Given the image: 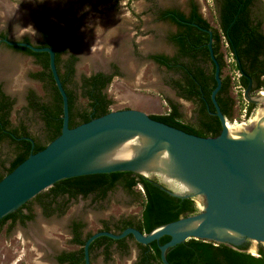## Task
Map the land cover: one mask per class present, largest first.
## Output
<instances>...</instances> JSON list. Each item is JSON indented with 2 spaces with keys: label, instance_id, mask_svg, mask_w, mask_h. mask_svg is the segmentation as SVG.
I'll use <instances>...</instances> for the list:
<instances>
[{
  "label": "trees",
  "instance_id": "obj_1",
  "mask_svg": "<svg viewBox=\"0 0 264 264\" xmlns=\"http://www.w3.org/2000/svg\"><path fill=\"white\" fill-rule=\"evenodd\" d=\"M110 1V0H104ZM242 0H229L226 5L223 22L218 27L211 24L194 4L189 13L176 9H166L159 12L160 18L171 20L178 26V31L172 35L171 40L176 44L178 52L174 56L165 54H153L150 56L155 62L175 70L180 74L172 86L177 93L199 104L202 115L198 126L182 121V113L179 105L169 100L170 111L165 114H150L152 117L167 124L179 127L188 132L202 136H218L222 131L220 118L217 116L216 107L212 101L213 90L217 86L215 77V63L213 62L208 43L210 34L190 22H196L204 28L213 30V46L217 59L221 65L223 85L217 94L218 103L227 118L234 120L236 102L244 99L243 95L235 98L232 95L234 81L232 75L225 74L226 59L222 50V33L229 43L228 51L234 53L236 63L233 69H239L250 75L254 81V90L264 87V33L259 25H254L248 18L247 4L241 8ZM241 8V9H240ZM237 17V18H236ZM41 31L45 35L47 46H52L56 52V65L69 97L70 126L75 127L93 118L100 117L112 111V99L106 92L117 73L106 75L103 72L83 75L77 81L76 63L79 58L69 53L74 46L75 39L69 34L57 36L48 26L41 25ZM26 42H30L25 38ZM44 47L43 45H39ZM12 48L24 51L33 56L41 65V70L34 73L35 78L40 79L50 87L51 100L45 101L35 90H30L27 99L30 108L35 110L44 121L47 131V142H42L33 137L23 124L16 126L11 133L5 129L11 125L10 113L14 100L0 89V143L6 139L16 147V152L9 164L2 161L0 168V181L33 152L44 149L51 141L58 137L63 127V98L54 79L50 54L46 51H33L25 46L14 45ZM241 82L246 88L248 79L243 75ZM86 101L82 103L81 99ZM255 104L250 103V115ZM33 138L34 142L30 139ZM123 187L127 192L138 191L143 200V209L138 219L122 218L116 221V227L122 232L127 227L133 226L145 233L152 232L155 228L176 221L183 216L199 211L195 198H182L172 195L163 188L157 180L144 177L132 171H115L111 173H95L75 176L58 181L48 190L38 194L44 214L51 216L55 213H64L67 205L80 196L94 200L104 199L110 191ZM32 200L25 203L19 209L9 213L0 220V229L10 221L15 226L17 221L25 224L35 217V212L30 205ZM28 210L29 213H25ZM85 224L74 221L72 225L73 242L80 245L78 250L64 252L58 257L60 264H85L84 246L86 240L93 234L84 235ZM101 230L112 231L110 226ZM134 240L140 251V264H163L159 244H165L171 240V236L161 237L159 243H138L133 235L122 239H113L101 236L91 244V255L97 248L104 247L110 253L114 245L119 250L128 251L129 240ZM246 244L241 247H233L227 244H216L204 239L191 238L167 252L168 260L173 264H264V245L258 248V255L249 252ZM92 259V258H91Z\"/></svg>",
  "mask_w": 264,
  "mask_h": 264
},
{
  "label": "rangeland",
  "instance_id": "obj_2",
  "mask_svg": "<svg viewBox=\"0 0 264 264\" xmlns=\"http://www.w3.org/2000/svg\"><path fill=\"white\" fill-rule=\"evenodd\" d=\"M192 1L199 4L202 14L217 27L216 4L212 0H0V29L9 31L17 40L28 36L33 44L43 41L42 24L59 37L69 34L75 44L67 56L74 54L79 58L77 81L100 70L117 73L106 89L113 101L112 110L134 108L149 114H165L170 111L169 100H172L179 105L182 121L198 126L202 117L199 104L180 96L172 86L180 74L150 58L153 54L174 56L178 52L171 40L178 26L161 19L160 9L177 8L188 13ZM222 50L227 51L223 45ZM0 65L7 67L6 75L11 76L6 77L9 81L6 91L15 99L12 124H23L33 137L46 143L44 121L29 107L27 99L29 91L35 90L45 101L51 100L48 84L33 76L41 70V65L33 56L6 44L0 45ZM231 69L227 64L225 74L231 75ZM232 95L235 98L238 95L234 86ZM240 109L237 101L234 120L228 118L231 123L237 121L234 127L242 123L249 125L257 119L262 106L256 105L249 120L242 117ZM15 152V145L7 141L0 143V168L2 161L10 163ZM138 191L141 187L134 193L118 187L97 201L93 196H80L69 202L64 213L51 216L44 214L39 200L32 199L30 205L36 216L27 228L20 224L12 227L7 222L0 229V264H54L52 257L56 252L80 248L73 242L74 219L85 224L84 235L105 226L116 230L115 223L122 218L138 219L143 209ZM196 199L200 203L204 201L203 197ZM27 232L34 237H28ZM247 244L258 255L262 243L248 241ZM140 254L137 243L129 240L127 252L116 245L110 253L104 247L97 248L93 264H140Z\"/></svg>",
  "mask_w": 264,
  "mask_h": 264
},
{
  "label": "water",
  "instance_id": "obj_3",
  "mask_svg": "<svg viewBox=\"0 0 264 264\" xmlns=\"http://www.w3.org/2000/svg\"><path fill=\"white\" fill-rule=\"evenodd\" d=\"M190 23L210 34L208 47L217 81L212 101L222 124L218 136L191 133L134 108L112 110L71 127L69 97L58 72L55 49L32 42L5 40L11 46H25L50 54L51 70L63 98L64 115L61 134L44 149L31 153L0 181V220L60 180L132 171L157 180L174 196L203 197L204 201L200 203L196 199L197 213L161 225L149 233L133 226L122 232L101 230L93 233L84 246L85 264H92L90 247L101 236L122 239L133 235L138 243L147 245L154 241L159 243L161 237L169 235L170 241L159 244L163 264H173L167 258L171 247L191 238L237 248L248 241L264 244V139L253 138V133L260 129V122L249 123L239 137L231 135L230 121L217 100L223 77L214 51L213 30ZM242 73L249 81L244 98L262 106L259 112V121H262L264 95L254 90L252 77ZM185 183L192 185L195 191H184L182 184ZM199 220L196 228H185ZM217 229L237 232L240 239L223 238Z\"/></svg>",
  "mask_w": 264,
  "mask_h": 264
},
{
  "label": "flooded vegetation",
  "instance_id": "obj_4",
  "mask_svg": "<svg viewBox=\"0 0 264 264\" xmlns=\"http://www.w3.org/2000/svg\"><path fill=\"white\" fill-rule=\"evenodd\" d=\"M208 1H211V0H208ZM213 3L216 4V11H217V22H218V27L221 25V22H223V19L222 17L224 16L225 14V9H226V5L228 4V1L229 0H212ZM196 5L198 7V10L199 12L202 14L201 10H200V7H199V4L196 2V1H192L190 6H189V10L191 11V9L193 8L192 5ZM241 8L243 5L247 4V9H248V12L246 10V12L244 13H247L248 14V18L251 20V22L254 24V25H259V29L261 32L264 33V0H242L241 1ZM240 8V9H241ZM166 9H176L178 10L177 8H163V9H160V11L162 10H166ZM189 11V12H190ZM204 16V15H203ZM205 17V16H204ZM210 23L211 21L205 17ZM237 18V17H236ZM162 19V18H161ZM164 20V19H163ZM168 20V19H166ZM212 24V23H211ZM41 26V25H40ZM40 32L42 33L43 35V41L41 43H37L35 45L39 46V45H43V46H47V42L44 40L45 39V35L43 34V32L41 31L40 29ZM222 45L225 46L226 45V42L228 43L227 41V38L225 36L224 33H222ZM25 38H28L30 40V42H32V39L28 36H25L23 37L22 39L20 40H17V39H14L12 38V36L10 35L9 31L7 30H1L0 29V45L1 44H6L7 46H9L10 48H12L11 45H9L5 40H12V41H25ZM228 47H229V43H228ZM14 49V48H12ZM15 51L17 52H20V53H23L25 55H29L27 54L26 52L24 51H19V50H16L14 49ZM6 69V70H5ZM99 72H103L105 73L106 75H109V74H112L111 72H108V71H97V72H94L93 74L95 73H99ZM8 74V70H7V67L3 66V65H0V81L2 80L3 82H0V89L2 92H4L6 95H8L9 97H11L12 100H15L12 95L10 93H8V91H6V87L7 85L9 84V81H8V78H6L7 76L9 75H6ZM11 78V76H9ZM15 103V101H14ZM14 106V104H13ZM12 110H13V107H12ZM12 110H11V113H12ZM11 113H10V121H11ZM16 126H14L12 124V121H11V125L8 126L5 131L8 132V133H11L13 134L12 130L15 128ZM5 141L9 142L10 144H12V142L8 139H6ZM13 145V144H12ZM111 192V191H110ZM25 213H29L28 210H24ZM44 212V211H43ZM36 216V215H35ZM35 220V217L32 219V220H28L25 224H23L21 221H17L16 224H20L22 227H28L30 222H33ZM76 219H74L71 223V230H72V225H73V222L75 221ZM76 221H80V220H76ZM10 222V221H9ZM15 224V225H16ZM105 228V227H104ZM111 228V227H110ZM103 229V228H102ZM112 231L114 232H119L118 229L114 230L111 228ZM101 231V230H99ZM72 235L73 237L75 236V234H73V230H72ZM27 236L28 237H34L33 234H29L27 232ZM129 240V239H128ZM129 242V241H128ZM77 244V243H76ZM70 251H74V250H61V251H58L54 254V256L52 257V259L54 260V264H60L59 262V259L58 257L61 256L62 254H64V252H70ZM94 254V253H93ZM93 254L91 255V261H92V264H93Z\"/></svg>",
  "mask_w": 264,
  "mask_h": 264
},
{
  "label": "bare ground",
  "instance_id": "obj_5",
  "mask_svg": "<svg viewBox=\"0 0 264 264\" xmlns=\"http://www.w3.org/2000/svg\"><path fill=\"white\" fill-rule=\"evenodd\" d=\"M262 93L264 95V91ZM262 114H264V113H262ZM259 120L260 119H259V116H258L257 119H255L254 121L256 123L260 122V129H257L253 133L254 136L253 135H251V136H253V138H255L256 140L260 141V140L264 139V119L262 121H259ZM235 124H237V122H235V123L229 122L230 133L234 137H239L241 135V130L248 129V126H249L246 123L245 124L242 123V124L238 125L237 127H234ZM251 124H254V123L252 122ZM182 185H183L184 191H187V192H194L195 191L194 187L192 185L188 184V183H185V184H182ZM200 222H201V220L192 222V223L188 224L185 228H187V229L196 228L199 225ZM219 233H220V236L223 237V238H230V239H233V240L240 239V235L237 232H234V231L220 230Z\"/></svg>",
  "mask_w": 264,
  "mask_h": 264
},
{
  "label": "built area",
  "instance_id": "obj_6",
  "mask_svg": "<svg viewBox=\"0 0 264 264\" xmlns=\"http://www.w3.org/2000/svg\"><path fill=\"white\" fill-rule=\"evenodd\" d=\"M225 47H226V50H227L226 53H225L226 63L229 65V67H232L233 64L236 63V59H235L234 53L231 52V51H228V43L227 42H226ZM231 75H232V79L234 81V88L236 89V92L238 94L237 96L243 95V97H244V91H245L246 88L244 87V85L241 82V77L243 76L242 71L239 70V69H233L232 68L231 69ZM263 89H264V87L261 88L260 90H258L257 92H262ZM238 103L241 106L240 110L242 112V117L244 119L249 120V118L251 116V114L248 115L250 103L245 98L242 101L240 100ZM235 122H237V121H235Z\"/></svg>",
  "mask_w": 264,
  "mask_h": 264
},
{
  "label": "crops",
  "instance_id": "obj_7",
  "mask_svg": "<svg viewBox=\"0 0 264 264\" xmlns=\"http://www.w3.org/2000/svg\"><path fill=\"white\" fill-rule=\"evenodd\" d=\"M190 11V10H189ZM189 11H188V13H189ZM184 12V11H183ZM147 113H150V112H147Z\"/></svg>",
  "mask_w": 264,
  "mask_h": 264
},
{
  "label": "clouds",
  "instance_id": "obj_8",
  "mask_svg": "<svg viewBox=\"0 0 264 264\" xmlns=\"http://www.w3.org/2000/svg\"><path fill=\"white\" fill-rule=\"evenodd\" d=\"M41 2H42V0H41Z\"/></svg>",
  "mask_w": 264,
  "mask_h": 264
}]
</instances>
